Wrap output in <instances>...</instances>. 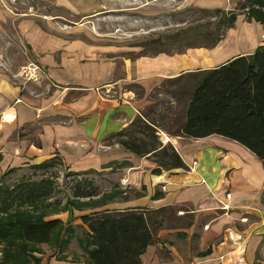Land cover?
<instances>
[{
	"label": "crops",
	"instance_id": "1",
	"mask_svg": "<svg viewBox=\"0 0 264 264\" xmlns=\"http://www.w3.org/2000/svg\"><path fill=\"white\" fill-rule=\"evenodd\" d=\"M197 1L204 11L225 12L227 5L226 0ZM58 4L80 13L79 0ZM94 14L85 18L94 19ZM83 21H73L70 31L59 26L69 20H22L30 61L47 78L24 83L0 64V179L9 170L51 159L73 174L111 172L124 164L116 168L121 186L139 194L130 199L122 190L119 207L104 210L168 208L174 215L178 209L180 217L189 216L186 226L168 229L164 218L143 264H264V169L254 154L222 137L191 140L158 130L162 144H171L187 167L165 170L150 155L141 158L107 141L148 106L135 90L150 94L165 80L253 54L264 47V25L236 13L234 27L214 48L114 60L89 43L94 39L90 34L87 41L77 38L74 30ZM163 248L167 261L154 257Z\"/></svg>",
	"mask_w": 264,
	"mask_h": 264
},
{
	"label": "trees",
	"instance_id": "2",
	"mask_svg": "<svg viewBox=\"0 0 264 264\" xmlns=\"http://www.w3.org/2000/svg\"><path fill=\"white\" fill-rule=\"evenodd\" d=\"M237 10L245 14L248 20L264 25V0H244L238 4ZM203 12L212 18L221 17L216 31L201 26L183 32L186 40L184 48L178 52L162 48L165 47L164 38L156 40L153 54L214 48L226 30L234 27L236 13L224 14L220 10ZM170 40L179 43L184 39L178 34ZM145 55L141 53L140 56ZM162 86L166 89L163 92ZM153 93H157V96L152 101L149 99L142 116L136 118L127 129L111 136L107 140L109 143L115 141L141 158L150 155L161 169L186 170L173 146L162 144L158 130L170 137L191 140L218 136L254 154L264 169V47L215 69L165 80ZM162 93L170 99L168 102L157 101L156 97ZM56 166H61V163L51 159L30 168L49 170ZM15 171L9 170L0 181ZM160 171L154 170L153 173L159 174ZM57 193L50 178L36 182L22 181L16 186L0 184V264H29L36 253L32 247L61 241L63 230L68 228H63L61 220L49 219L52 210L59 209V202H50ZM124 193L116 190L103 194L94 180H84L74 186L73 200L77 210H94L114 202ZM101 198L104 203L97 205ZM80 200L86 202L80 203ZM81 204L84 205L82 209ZM73 209L75 207L70 200L55 213ZM168 211V208L157 211L104 210L80 216L85 236L79 239V243L88 264H143L142 258L148 248L156 243L158 230Z\"/></svg>",
	"mask_w": 264,
	"mask_h": 264
},
{
	"label": "rangeland",
	"instance_id": "3",
	"mask_svg": "<svg viewBox=\"0 0 264 264\" xmlns=\"http://www.w3.org/2000/svg\"><path fill=\"white\" fill-rule=\"evenodd\" d=\"M239 1L226 0L227 5L222 8L225 10L224 14H227L226 12L240 13L237 10L238 6L234 11L235 4ZM79 7L80 13H73L64 6H60L58 0H0V64L6 66L12 73H16L21 66L32 62L22 38V20H69L71 23L64 25L61 22L59 26L70 31L73 21L85 20L78 22L80 27L78 30H74L75 34L80 35L77 38L87 41L85 35L90 34L94 39L93 42L92 40L88 42L103 49L106 57L114 60L124 58L134 60L141 53L153 54L156 49L154 41L162 38H164L165 43V47L162 48L178 52L184 48L186 36L183 32L201 26L216 31L221 19L220 16L215 18L207 16L203 12L204 10L200 9L197 0H79ZM90 13H95L94 17H97L94 19L85 18ZM229 31L226 30L224 37ZM178 34L184 40L179 43H172L170 39ZM165 90L162 86L161 92ZM135 93L140 99L147 101L148 105L149 99L152 101L154 96H157V93L153 92L141 94L135 90ZM156 98L158 102L170 100L164 93ZM160 138L162 139V136ZM121 177L116 168L111 172L106 170L96 174L76 175L62 166H56L49 168V170L19 169L0 181L2 185L16 186L22 181L36 182L43 178H50L58 191L56 197L50 202H59L57 208L62 209L65 203L71 200L75 207V209L65 213H55L59 210L56 208L52 210V216L50 214L49 219L63 221V228L67 227L68 229L62 232L61 244L58 242L32 247L36 253H34V259H31L29 264H88L87 256L79 243V239L85 236L80 216L90 214L94 210L95 212L104 211V208L111 206L118 208L119 204L116 202L121 204V199L124 197L116 199V205L108 203L107 207L94 210L84 208L85 210L80 211L74 204L73 188L77 182L94 180L103 194L116 190H126L127 198H135L139 193L134 187L121 186ZM78 202L82 203L86 200ZM103 203L101 198L97 205ZM80 207L82 209L84 205L81 204ZM188 217H180L178 209L176 215L171 210L166 214L163 226L165 229L186 226L189 222ZM154 257L161 261H167L169 259L167 248L156 249ZM1 260L0 254V262Z\"/></svg>",
	"mask_w": 264,
	"mask_h": 264
},
{
	"label": "built area",
	"instance_id": "4",
	"mask_svg": "<svg viewBox=\"0 0 264 264\" xmlns=\"http://www.w3.org/2000/svg\"><path fill=\"white\" fill-rule=\"evenodd\" d=\"M15 77L24 83H39L47 78V73L38 63L29 62L19 68Z\"/></svg>",
	"mask_w": 264,
	"mask_h": 264
},
{
	"label": "bare ground",
	"instance_id": "5",
	"mask_svg": "<svg viewBox=\"0 0 264 264\" xmlns=\"http://www.w3.org/2000/svg\"><path fill=\"white\" fill-rule=\"evenodd\" d=\"M251 39V38H250ZM248 41V40H247ZM165 140H167V138L165 137Z\"/></svg>",
	"mask_w": 264,
	"mask_h": 264
}]
</instances>
